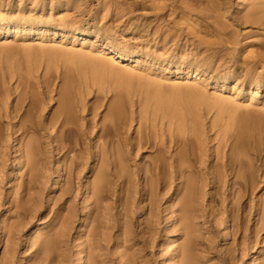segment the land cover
I'll list each match as a JSON object with an SVG mask.
<instances>
[{"label":"rangeland","instance_id":"obj_1","mask_svg":"<svg viewBox=\"0 0 264 264\" xmlns=\"http://www.w3.org/2000/svg\"><path fill=\"white\" fill-rule=\"evenodd\" d=\"M80 1L59 6V0H0V264L22 260L24 264H75L79 251L83 253L81 264H93L92 260L96 264H177L172 256L186 234L174 218L170 224L176 232L168 233L166 222L178 181L168 189L170 177L165 180L167 188L160 190L153 209L157 221L144 223L146 218L151 220V210L147 197L142 202L144 180L139 166L151 162L153 148L139 153L132 149L133 188L126 192L120 186L110 187L107 200L105 195L101 201L100 190L90 186L92 206L85 203L89 181L105 164L100 144L119 141L114 138L109 112L125 116L122 135L129 142L141 132L168 145L181 129L160 113L153 115L152 96L167 95L174 87L180 90L175 89V97H171L181 105L180 110H194L200 123L198 136L187 135L194 139L190 163L197 174L186 175L196 186L192 224L197 258L206 257L202 264H244L246 257L253 264H264V249L260 253L249 242L237 246V200L231 183L236 166L235 161L229 162L240 126L264 127V83L258 87L227 74L235 65L258 56L263 58L259 71L264 73V54L260 53L264 51V0H226L225 4L221 0ZM163 3L167 7L159 11L168 19L164 28H180L175 30L177 38L168 42L155 38V30L140 34L133 24L141 17L156 18ZM191 5L195 11L181 10ZM251 12L254 15L245 18ZM16 23L25 24L18 34L14 32ZM111 51L123 52L130 60L102 65L100 60L109 59ZM183 57L186 62L176 66L174 62ZM135 58L137 63L131 61ZM65 89L68 97L62 95ZM20 97H27V106L31 104L34 124L41 123L38 133L16 125L27 114L23 108L12 116ZM186 98L191 101L187 103ZM65 101L72 108L67 112L69 123L61 131L49 127V120ZM30 137L38 141L41 151L39 164L31 172L27 159L16 152L19 140ZM58 145L64 149L60 151ZM249 157L243 156L245 167ZM16 158L21 162L15 168ZM236 181L243 184L242 178ZM235 189L243 188L236 185ZM258 192L264 194V188ZM11 200L22 210L17 214L20 219L10 210ZM250 203L247 198L244 212ZM4 216L7 224L3 229ZM243 222L245 229L254 220L249 222L244 214ZM36 234L40 241L57 240L55 255L41 250L38 257L41 243L26 242ZM8 236L15 237L16 250L8 249L14 243H7Z\"/></svg>","mask_w":264,"mask_h":264},{"label":"bare ground","instance_id":"obj_2","mask_svg":"<svg viewBox=\"0 0 264 264\" xmlns=\"http://www.w3.org/2000/svg\"><path fill=\"white\" fill-rule=\"evenodd\" d=\"M77 2H81V1L80 0H65V1L59 0V6H60V3L65 6L68 3H77ZM225 3H226V0H221V4H225ZM161 6L162 7H159V9H157L158 13L156 14L157 15L156 18L154 19L149 18V17L138 18V22L133 23L135 25L134 27L140 34H143L145 32L152 33V30H155L154 31L155 38H159V40H161L162 42H168L170 41V39L175 40V38H177L176 36L177 31L175 30H179L180 28L178 29L174 28L175 30L164 28L165 23L168 21V19H166L164 12H163L165 11L167 4L163 3ZM191 6H189V8L182 6L181 10L184 9V10H189V11H195L194 10L195 8H193L194 6L193 5ZM106 7H107V3H106ZM160 9L161 10L163 9V11H159ZM174 12L175 11H173V13ZM253 15H254V12L253 13L251 12V14H246L245 18L252 17ZM34 27L35 25L33 24L30 25V29H33ZM23 28H25V24L16 23V25L14 26V32L18 34L20 31H22ZM172 30H173V36H170L169 31H172ZM105 49H108V46H106L102 50H105ZM260 53L264 54V51L263 53L262 52ZM129 60L130 59L125 53L119 52V51H113V52L111 51V55L109 59H105V60L102 59V61L100 60V63L102 65H105L104 62H106V64L107 63L113 64V63L129 61ZM262 60L263 58L261 59V56H258L256 60L241 62L239 65L234 66L233 72L230 71V72H227V74L229 73L233 74L234 75L233 77L235 79L245 78L246 81L249 82L250 84H255L256 86L259 87L261 83H264V73L259 71V66ZM131 61L135 63L138 62L137 58ZM185 62H186V57H183L181 62L175 61L174 64L176 66H180ZM204 62L205 60L203 59L202 63ZM175 89L176 88L174 87L171 91H166L165 93H167V95L156 93L155 95L152 96L154 97V101H152L153 110L156 113V114L154 113L153 115L156 116L157 114L160 113L163 117H166L171 121L170 124L177 122V125H179L181 129L179 130V128L177 127V130H179L178 132L179 134H177L176 136L173 135L171 137L170 144L168 145H166L163 140L154 141L151 135L143 134L141 132L139 133L138 137L133 138L134 144L132 143V141L129 142L128 138L122 135L123 130H124V125L127 124L125 116L121 112H118L115 110H111L109 112L108 115H110L111 118H113L114 120L111 126L113 128L114 138L117 137L119 141H117L118 143L116 144V141L115 143L114 142L111 143V141L105 140L103 144H100V147H103V156L105 157V160H104L105 164H102L99 167V171L95 175L94 180L89 181L87 188H86L87 190L85 192V203L89 206H92L91 203H92L93 197L90 191V188L92 187L94 189L98 188L100 190L99 199L101 201L105 199L104 197L105 195H106V200H107L108 193H109L108 191L110 190L109 189L110 187L115 189L118 186H120L121 189L125 190L126 192H128L130 188H133L130 186L132 184V179H133L132 174H134L133 171H135L134 169L133 171L130 169L131 161H132V159L130 158V155H131L132 149L133 148L136 149L137 153H139L142 149L144 150V148H150V147L153 148L154 154L151 155V162L148 164L143 163L141 166H139V169L141 170V172L143 171L142 178L144 180V186L142 187L144 198L142 202L144 203L145 197H147V200H148L147 208L151 210V215H150L151 220H148L146 218L144 223H146V225L147 224L150 225V224H155L157 221L158 214L154 213L153 209L157 208L156 198L159 195L160 190H163L164 192V190H166L167 188L166 185H163V184H166L165 180L168 177H170L171 182H170V186H168V189H172L173 187L172 184H174L175 181H178L179 188L177 187L178 188L177 193H175V196H173L170 199L173 205L167 208V211L169 212L167 214L166 225H167L168 233H171L172 235H174L176 231L173 229V225L170 224L171 220L174 218L176 222L178 221L179 225L181 224V229L185 232L186 236L181 237L182 240L180 241V245L178 249L175 250V253L173 254L172 257L173 259H178L177 264H202L203 258H206V257L204 256V257L197 258V255L195 253V251H197L196 250L197 241H196V238L194 237V229H193V224H192L193 216H194L195 208H196L195 206L197 203L195 194H194V188L196 186H194L195 185L194 179L186 176L188 173L193 174V175L194 173L197 174L196 173L197 171H195L192 168L193 163H190L192 162V160L190 159V155L191 153H193L194 155L195 149H194V143H193L194 139H192V137H189V136L190 134L191 135L194 134L195 136L199 135L200 123L197 119H195V115L193 114L194 110H190L189 113H187V111L183 112L180 110L181 105L177 102V100L173 99L175 96L172 95V92L174 93L176 90H180V89H176V90ZM62 95L68 97L70 95L69 90L67 89L63 90ZM171 96H173V98ZM188 100L191 101L190 99H187L186 100L187 103H189ZM26 101H27V97H23V99L22 97L19 98V100L17 101L13 109L15 115H13L12 113V116H18L19 112L24 108V110L27 111L26 117H24L25 114L21 115L16 125L19 126L20 130L26 129L27 127V128H32L35 132L38 133L39 131H41V123L34 124L35 119L32 118V115L29 112V110L31 109L30 108L31 104L29 103L28 104L29 107H28L26 104ZM71 111H72L71 103L68 101H65L64 106L60 108V110L57 111V115L54 118L52 117L49 120L48 122L49 127L57 128V129H60L61 131L63 126L69 123L70 118L67 112H71ZM62 114H65L66 117L63 118L61 116ZM187 114H190L192 118H188ZM27 123L33 126L29 127L27 126ZM231 128H232V123H231ZM25 132L26 131L23 130L22 134H24ZM238 132L239 134L236 133L237 135L236 139L232 143L233 148L231 152V160L229 161L231 164H234L232 161H235V166H236L235 172L233 173V176L231 178L234 198L237 200L236 210H235L236 214L234 217V231H235V234L239 235V238H240L238 239L239 241L237 243V246L242 245V244L244 245L245 243H246V246H248L249 244L247 242H249L250 244H252L250 246H253V248L255 246H258V248L261 249L259 251L261 253L262 249H264V194H260V192L258 191L264 188V127H261L258 124L247 123V125L245 126L244 125L240 126ZM247 133L248 135L245 136V139L244 137L242 138V136H244ZM250 140H252V142ZM98 144L99 143H97V145ZM58 146H59L60 151L64 149V146L62 145H58ZM17 148L18 149L16 152L20 155L21 159L22 158L27 159L26 166L28 170H30V172L35 170L36 166L39 164L38 156L40 155V152H41L38 146V141L33 137H30L28 140L21 138L19 140ZM173 151L176 152L175 157H173L174 156ZM248 155L250 157L247 162V166H246L247 168H246L244 166L243 156L246 157ZM17 159L18 158H16V161H15V168L21 162V159L19 160ZM186 163H190V164L186 168H183L186 166ZM69 166H70V169H72L74 167V161L71 162ZM111 167H112V170L110 169ZM188 168H191V170H189ZM14 172L15 170L13 171L12 174H14ZM60 178H61V174H59L58 179ZM238 178H242L243 184H240L238 181H236V179ZM236 185H240L243 189L234 190V187ZM180 187H182V190H180ZM257 196H258V199H256ZM247 198L251 202L250 208L249 210L244 212L243 203L246 201ZM13 202L15 203V200H11L8 202L10 205H12L10 210L13 211L14 209V212H16V217H18L17 214H20V211L22 210L17 203L15 205L13 204ZM68 214L69 215L71 214L70 210L68 211ZM244 214L249 217V222L254 220V223L252 225L250 224L247 225L245 229H244L245 220L243 222ZM5 217L6 216H4L1 219L2 224H3V229L6 227V224H7L5 222ZM18 218L20 219V217ZM146 225L143 224V226H146ZM229 229L230 227L228 226L225 232L226 235L229 233ZM12 240L13 242L16 241L15 237H12V239L11 237H9L7 243L10 244ZM26 240L25 241L27 243L28 242L29 243L32 242L34 244L41 243L40 249L39 250L37 249L39 251L37 254L38 257H39V254L43 250L48 252L47 253L48 255L49 254L53 255L54 251H56L57 243H58L57 240L53 238L52 239L47 238L45 241L44 240L40 241L37 234L33 236V238L29 240L26 239ZM1 247H4V246H1ZM8 247H9L8 249L10 250H16L17 248L15 242L12 243V245ZM8 249L6 250V252H9ZM228 251H230L229 252V257H230L231 249ZM82 254H83L82 252L80 251L78 252L77 262L75 264H81V261L83 259ZM92 263L96 264V260H92ZM253 263L254 262H252L251 259L246 257L244 264H253ZM8 264H16V263L11 261ZM18 264H24L23 260Z\"/></svg>","mask_w":264,"mask_h":264}]
</instances>
